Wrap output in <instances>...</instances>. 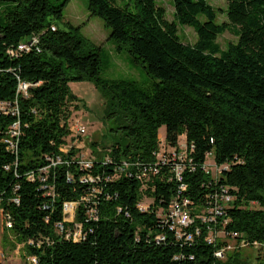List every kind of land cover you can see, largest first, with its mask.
Instances as JSON below:
<instances>
[{
	"label": "trees",
	"instance_id": "trees-1",
	"mask_svg": "<svg viewBox=\"0 0 264 264\" xmlns=\"http://www.w3.org/2000/svg\"><path fill=\"white\" fill-rule=\"evenodd\" d=\"M68 1L7 0L0 14V99L15 98L20 79L35 82L27 94L18 95L19 116L0 115V195L12 217V227L5 228L14 232V245L25 242L24 256L36 254L38 264H264V255H244L239 247L217 257L214 251L222 241L209 243L205 227L185 242L162 224L157 209L168 206L181 183L167 167L155 187L144 191L136 176L106 178L125 158L155 160L165 125L170 143L179 144L184 133L194 144L195 168L183 173L188 184L183 194L203 200L212 186H230L235 199L225 214L230 218L226 227L264 241V0H227L225 8L208 0H173L172 19L159 0H88L91 14L103 18L117 47L127 48L153 77L148 84L101 74L100 47L82 33L81 24L64 19ZM220 10L227 16L221 22ZM179 24L195 29L194 43L182 39ZM229 28L238 38L223 48L217 38ZM33 33L40 35V49L8 52ZM84 78L100 88L105 119L115 122L104 153L92 142L97 156L91 168L80 167L79 146L61 149L71 132L70 103L77 99L69 81ZM18 117L23 133L16 156L3 135ZM209 151L216 162L229 165L217 182L203 167ZM58 154L63 160L49 166L48 186L39 177L28 178L30 170L50 163L47 156ZM89 172L99 178L81 180ZM50 185L55 196L47 193ZM94 185L100 189L98 218L85 220L82 203L76 210L86 237L60 236L55 223L64 216L63 202L80 198ZM145 194L154 201L143 210L139 202ZM159 233L166 238L157 241ZM39 234L54 241L27 242Z\"/></svg>",
	"mask_w": 264,
	"mask_h": 264
},
{
	"label": "built area",
	"instance_id": "built-area-1",
	"mask_svg": "<svg viewBox=\"0 0 264 264\" xmlns=\"http://www.w3.org/2000/svg\"><path fill=\"white\" fill-rule=\"evenodd\" d=\"M52 28H56L53 24ZM40 35L38 33H33L28 39L20 41L16 46H11L8 48V52L11 55L18 54L19 50L26 49L29 50L33 47L39 48ZM35 82L21 80L19 81L16 97L13 99H0V115L1 114H12L19 116L20 106L18 101V95L27 94L28 87ZM69 127L71 132L67 136L74 135L75 133L85 134L88 132L87 126L81 122L79 118H76L74 122L69 121ZM23 133L22 123L18 117L13 121L4 131L3 141L6 148L11 152L15 153L16 156L20 149V139ZM67 141L61 146L63 151H67L69 148ZM78 146V145H75ZM194 144H189L186 136L185 141L179 144H172L166 139V134L161 136L160 133V143L159 147L155 153V160L145 162L140 158L131 159L125 158L120 163L116 164L114 173L106 178H115L125 173L130 176H136L141 182V189L144 191L148 185L152 184L155 187V180L161 176V171L163 167H167L170 177H175L180 181L179 191L170 200L168 206L160 207L157 209V214L161 217L162 224L168 225L171 229L175 230V234L178 238H184L185 242H191L195 235H200L203 229L207 230L205 234V239L209 243L218 244L222 241L221 245L218 246L214 254L219 258H225L227 253L232 249L239 247L244 248L247 246L256 247L257 249L264 250V241L257 239H249L243 236L241 232L237 230H231L226 227L229 217H226L227 209L232 206V202L235 199V194L230 190L231 187L228 185H218L212 186L213 189L205 193L203 200H196L189 195L183 194V190L188 187L187 182L183 180L184 171L189 168L193 170L195 168V161L192 156H190V151L193 149ZM78 163L81 168H91L94 164V160L90 158H84L81 154H78ZM213 154L209 151L206 155V159L203 163V167L210 174L217 170V176H212V178L217 182L220 179L222 171L228 168V164H219L215 159L211 160V163L207 161V157ZM50 159V163L41 166L39 170H30L28 172V178L39 179L43 182V186H48L45 183L47 179V173L49 166L55 165L61 162L63 159L60 154L57 156H47ZM105 160H111L110 155H105ZM214 165V168L209 167V165ZM8 167V165H6ZM99 175H93L92 173H86L81 176L83 181H93ZM211 184V183H210ZM50 189L47 191L48 194L55 196L53 185L49 186ZM100 189L97 186H92V188L86 193L82 194L78 199L65 200L63 202V213L62 219L56 221L55 230L56 232L67 239L81 240L87 235V229L84 225V221L76 218V210L80 203L85 206V220L98 218V201L95 198L97 191ZM146 195V194H145ZM153 198V197H152ZM14 199L19 202V197L16 196ZM154 201V198H153ZM152 201V202H153ZM150 202L148 205H143L142 201L139 202V207L146 210L150 207ZM255 204V202H252ZM0 212L2 213L5 226L7 228L12 227L13 221L11 214L6 211L1 204L0 195ZM196 219L199 221L197 222ZM194 224L193 228H189ZM166 235L164 233H159L156 235L157 241L164 240ZM221 239V240H220ZM45 241L51 243L54 239L50 235L39 234L38 236H31L27 239L28 243L41 245ZM25 246V242H22ZM27 264H38V257L36 254H27Z\"/></svg>",
	"mask_w": 264,
	"mask_h": 264
},
{
	"label": "rangeland",
	"instance_id": "rangeland-1",
	"mask_svg": "<svg viewBox=\"0 0 264 264\" xmlns=\"http://www.w3.org/2000/svg\"><path fill=\"white\" fill-rule=\"evenodd\" d=\"M57 3L62 0H53ZM166 9L167 15L172 19L174 12L173 0H159ZM215 7L225 8L227 0H208ZM7 0H0V14L3 13ZM64 19L70 20L75 24L82 25V33L94 42L100 48L101 56V74L109 77H124L135 79L143 84H148L153 77L146 71L141 62L133 59L130 51L123 47L118 48L116 41L110 38V27L105 24V21L99 15L91 14L88 8V0H69L64 6ZM227 16L222 10L218 13V21L226 20ZM179 33L182 39L186 42L194 43L197 40V33L192 26L179 24ZM238 35L234 29H227L218 36V41L221 46L225 48L230 41H236ZM70 90L77 96L76 101L70 103L72 114L69 118L70 122H74L79 118L87 128L88 132L85 134L75 133L70 135L66 147L71 145H78L80 147V154L84 158L95 159L97 152L103 151L104 145L112 142V135L114 130L111 125H115L113 120L106 121L105 119V98L96 85L95 81L89 78L72 79L69 81ZM78 103V107L75 106ZM161 132L166 131V126L160 127ZM164 134L161 133V136ZM185 141L184 133L180 135V142ZM92 142L97 143L98 151H93ZM108 149V148H107ZM214 156H208L207 161L211 163ZM214 168V165H209ZM217 176V170L211 173ZM153 201L149 195H144L142 199L143 205H148ZM16 236L13 231L5 228L2 213L0 212V264H27V257L24 256L23 243L18 241L16 245ZM244 255H264V250L256 247H244Z\"/></svg>",
	"mask_w": 264,
	"mask_h": 264
},
{
	"label": "crops",
	"instance_id": "crops-1",
	"mask_svg": "<svg viewBox=\"0 0 264 264\" xmlns=\"http://www.w3.org/2000/svg\"><path fill=\"white\" fill-rule=\"evenodd\" d=\"M160 133L165 134V132L163 133V132H161V131H160Z\"/></svg>",
	"mask_w": 264,
	"mask_h": 264
}]
</instances>
